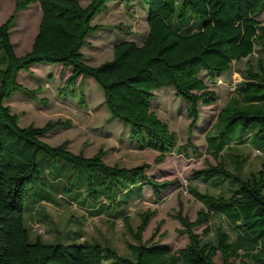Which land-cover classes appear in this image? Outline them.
Here are the masks:
<instances>
[{"label": "trees", "instance_id": "1", "mask_svg": "<svg viewBox=\"0 0 264 264\" xmlns=\"http://www.w3.org/2000/svg\"><path fill=\"white\" fill-rule=\"evenodd\" d=\"M108 1L90 0L83 6L79 0H18L17 9L38 2L42 10L32 47L23 55L17 54L11 39L13 22L0 23V264H236L237 258L241 264H264V164L245 173L248 156L236 154L244 158L240 164L243 174L225 165L222 148L209 150L218 162L207 163L192 178L204 177L216 186L229 180V186L223 194H215L190 185V192L204 203V209L194 221L179 215L189 242L177 250L158 241H142L150 210L142 214L136 230L124 215L138 241L130 243L135 251L129 256L109 244L87 239L80 242L73 236L56 243L45 241L40 234L32 236L25 219V197L28 185L42 177V153L70 163V175L84 181L96 202L116 200L136 187L142 195L145 185L161 199L162 189L179 184L178 179L162 181L151 176L149 163L111 165L102 150L86 156L71 150L67 142L51 144L44 136L59 126L53 121L41 126L21 125L5 99L17 90L37 96L40 87L31 89L18 79L20 70H31L35 62H59L61 75L69 70L61 90L72 86V95L77 92L76 85H84L93 77L104 90L111 115L130 126V137L138 145L159 150L158 160H164L168 152L175 150L177 134L152 108L156 90L173 86L176 94L185 97L194 128L200 117V103L212 104L217 97L202 73L207 71L215 77L229 70L233 61L247 58L250 61L239 93L224 105L219 119L226 118L229 126L240 123L253 128L252 136L264 140V23L259 18L264 0H183L181 6L178 0H143L149 9V31L142 42L134 38L120 40L114 44L112 59L92 65L86 61L83 48L89 43L88 34L103 27L93 23V18ZM186 11L200 17L198 26L177 24ZM256 51L259 54L252 63ZM81 93L83 101L85 95ZM256 149L264 151L260 146ZM226 158L232 161L229 155ZM69 184L71 189L73 182ZM140 195H130L127 205ZM58 196L63 194L58 192ZM45 201L49 200L38 199L33 209ZM218 212L246 246L235 245L224 228L207 240L194 230ZM204 232H211L209 225ZM219 254L222 259L217 261Z\"/></svg>", "mask_w": 264, "mask_h": 264}, {"label": "rangeland", "instance_id": "2", "mask_svg": "<svg viewBox=\"0 0 264 264\" xmlns=\"http://www.w3.org/2000/svg\"><path fill=\"white\" fill-rule=\"evenodd\" d=\"M79 1L83 6L90 2ZM182 1L178 0V6H181ZM17 3L18 0H0V23L7 20L13 22L11 39L17 54L23 55L32 47L42 10L38 2L20 9H17ZM148 12V5L143 0H109L107 7L93 18V23H100L103 27L88 34L89 43L83 48L86 61L98 65L112 59L114 44L120 40L134 38L142 42L149 31ZM259 18L264 23V10ZM200 22L199 16L186 11L178 18L177 24L188 28L198 26ZM258 54L256 51L254 57H251L252 63ZM249 61L247 58L233 61L229 70L215 77L209 76L207 71L202 73L209 87L217 92V97L212 104L200 103V117L194 128L190 125L191 118L187 113L188 100L176 94L173 86L156 90L152 108L177 134V146L166 154L164 160H158L159 150L138 145L130 137V126L111 115L104 98V90L93 77L86 79L84 85H76L77 92L72 95V86L61 90L70 72L64 70L61 75L63 69L59 62H35L31 70H20L18 79L22 83L31 89L41 88L36 97L17 90L5 99L6 104L18 115L21 125L34 123L41 126L53 121L59 126L44 136L51 144L67 142L71 150L82 152L86 156L102 150L105 161L111 165L135 166L149 163L148 173L156 179L179 180L178 185L161 190V199L156 198L149 185H145L142 195L136 187L133 191L121 193L116 200L96 202L84 187V181L70 175V163L42 153V177H36L28 185L25 197V219L32 236L40 234L45 241L55 243L62 242L63 238L64 241L70 240L73 236L80 242L87 239L109 244L129 256L135 251L130 243L138 241L127 221H124V215H128L130 225L136 230L142 221V214L150 210L152 215L143 231L142 241H147L148 244L158 241L173 250L185 246L189 242V236L184 231L185 225L179 215L194 221L204 209V203L190 192V185L215 194H223L221 192L226 191L229 186V180L216 186L204 177L192 178L194 172L207 166V163L218 162L209 150L222 148L225 165L243 174L240 164L244 158L236 154H245V158L248 156L245 173L261 168L264 164V151L256 149L258 146L264 149V140H257L252 136L255 129H247L240 123L229 126L226 118L219 119L224 105L239 93L238 86L242 85L243 73ZM81 92L85 95L83 101ZM227 155L232 161L226 158ZM236 159L240 161L237 162ZM71 182L73 187L68 189ZM58 192L63 196L59 197ZM132 194L140 196L127 205ZM40 198L49 201L33 209ZM94 213L96 215H92ZM206 222L194 227L204 240L215 238L217 230L224 228L229 231L235 245L246 246L243 239L237 238L234 227L222 219L219 212L213 213ZM207 225L211 232L205 234L204 228ZM221 259L219 254L216 260ZM236 264H241L240 258H237Z\"/></svg>", "mask_w": 264, "mask_h": 264}]
</instances>
